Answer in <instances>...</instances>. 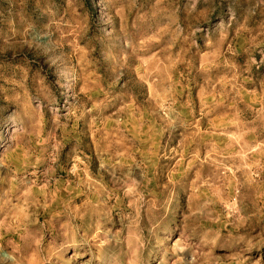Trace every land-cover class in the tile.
Instances as JSON below:
<instances>
[{"label": "rangeland", "instance_id": "obj_1", "mask_svg": "<svg viewBox=\"0 0 264 264\" xmlns=\"http://www.w3.org/2000/svg\"><path fill=\"white\" fill-rule=\"evenodd\" d=\"M0 264H264V0H0Z\"/></svg>", "mask_w": 264, "mask_h": 264}]
</instances>
